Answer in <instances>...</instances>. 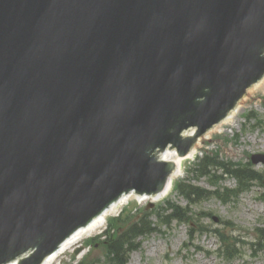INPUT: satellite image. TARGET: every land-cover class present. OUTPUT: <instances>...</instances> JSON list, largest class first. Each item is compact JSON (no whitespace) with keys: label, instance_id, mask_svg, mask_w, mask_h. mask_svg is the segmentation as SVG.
Returning a JSON list of instances; mask_svg holds the SVG:
<instances>
[{"label":"water","instance_id":"obj_1","mask_svg":"<svg viewBox=\"0 0 264 264\" xmlns=\"http://www.w3.org/2000/svg\"><path fill=\"white\" fill-rule=\"evenodd\" d=\"M263 75L264 0H0V264L161 191Z\"/></svg>","mask_w":264,"mask_h":264},{"label":"rangeland","instance_id":"obj_2","mask_svg":"<svg viewBox=\"0 0 264 264\" xmlns=\"http://www.w3.org/2000/svg\"><path fill=\"white\" fill-rule=\"evenodd\" d=\"M226 129V133H216L213 139L205 141V146L193 160L184 162L186 175L179 177L175 183L189 176L192 184L212 189L211 180L207 177L200 178L188 172L204 153L236 164L250 163L255 169L264 170V156H260L264 153V91L260 90L250 100L240 114L238 125L226 126ZM252 155L257 158L258 164L252 163ZM222 184L236 188L237 182L229 176ZM167 200L175 201L181 207L188 206L191 216L184 222L168 219V223L162 222L163 217L158 218L157 214L149 217L152 210L164 206ZM150 202L139 203L136 200L125 205L122 220L114 223L116 228L109 237L113 239L116 230H126L129 223L140 219H151L156 226L153 232L138 237V248L130 255L128 264H264L262 181L255 183L252 191L244 192L228 202L206 197L188 203L174 188L169 197L154 202V207L148 208ZM84 244L87 245L86 240ZM152 245H155L154 250L150 249ZM86 249L87 254L81 260L72 251L60 264H109L105 261L108 251L104 238L96 239V243Z\"/></svg>","mask_w":264,"mask_h":264},{"label":"trees","instance_id":"obj_3","mask_svg":"<svg viewBox=\"0 0 264 264\" xmlns=\"http://www.w3.org/2000/svg\"><path fill=\"white\" fill-rule=\"evenodd\" d=\"M198 169L196 172L200 174V176H207L211 179L217 178L218 173L222 171L223 175H230L236 178L238 182L239 190H248L252 186L254 181H262L264 179V171L260 172L254 169L253 165L249 164H236L233 162H224L219 160L218 158L204 157L198 165ZM220 179V177L218 178ZM187 199L193 200L195 197H206L211 193L208 190L201 189L197 185H191L187 183H182L181 187H179ZM237 190H232L225 188L224 190H218L217 194L219 197L225 198L227 200L230 199L233 195L238 194ZM179 207L173 208V216L176 218L182 219V214L180 212ZM151 222L143 223L141 222L138 226H133L128 232L119 234L118 236L115 234L113 239H110L107 243V251H108V259L111 264H128V254L129 252L135 248V241L138 239L140 234L145 232L152 231L154 229L151 225Z\"/></svg>","mask_w":264,"mask_h":264},{"label":"bare ground","instance_id":"obj_4","mask_svg":"<svg viewBox=\"0 0 264 264\" xmlns=\"http://www.w3.org/2000/svg\"><path fill=\"white\" fill-rule=\"evenodd\" d=\"M260 90L264 91V82L262 84H260V86L255 87L253 89H250L251 93H253V96L248 97V99H246V100H243L242 101V109L233 110V112L229 116V120L228 121L227 120L222 121V127L215 129V131L206 133L200 138L199 143H198L197 147L195 148L192 157H189L188 155L180 157V156L176 155V152H173V153H169L168 155H166L165 160L166 161L173 160L174 162H181L182 161V166H183L185 161L193 160L197 156V153L199 152V150L204 147V145L206 143L205 141H207L209 139H213V137L216 133H226L228 130V129H226V126L238 125V123L240 122V114L245 110V108L250 103V100L252 98H254L255 95L257 94V92H259ZM184 174H185V166H183L182 170H178V169L176 170V172L174 173V175L172 177L173 179H172V181H171V183L167 189L168 191L165 195L148 196V197H142V196L136 195V196H128V197L122 198V204L121 205L114 207V209L106 211L105 212L106 218H102L100 220H94V225L90 229L81 231L80 233L76 234L74 236L73 241L68 240V243H66L64 245L63 251L51 256L46 264H60L61 261L64 258H66V255L69 252L73 251L75 249V247L78 244H80L81 241H83V239L91 237L92 235L102 233L103 230L106 229L105 227L108 225L110 218L114 217V215H118L119 213H121V211L123 210L125 205L127 203H129L130 201L137 199L139 202H147L148 200L158 202L162 199L169 197L171 195V193L173 192L175 180H177L179 177H182ZM154 247H155V245H152V247L150 249L154 250ZM85 254H86V250L82 251L81 254L78 255V258L81 259Z\"/></svg>","mask_w":264,"mask_h":264}]
</instances>
